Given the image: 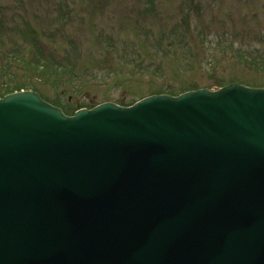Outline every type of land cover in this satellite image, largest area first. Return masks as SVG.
<instances>
[{"label":"water","instance_id":"1","mask_svg":"<svg viewBox=\"0 0 264 264\" xmlns=\"http://www.w3.org/2000/svg\"><path fill=\"white\" fill-rule=\"evenodd\" d=\"M0 264H264V89L0 99Z\"/></svg>","mask_w":264,"mask_h":264},{"label":"rangeland","instance_id":"2","mask_svg":"<svg viewBox=\"0 0 264 264\" xmlns=\"http://www.w3.org/2000/svg\"><path fill=\"white\" fill-rule=\"evenodd\" d=\"M0 37L1 52L54 59L51 80L17 79L69 112L221 82L264 88V71L240 58L264 60V0H0ZM66 55L81 77L71 85L54 78Z\"/></svg>","mask_w":264,"mask_h":264},{"label":"trees","instance_id":"3","mask_svg":"<svg viewBox=\"0 0 264 264\" xmlns=\"http://www.w3.org/2000/svg\"><path fill=\"white\" fill-rule=\"evenodd\" d=\"M30 38L31 40L35 38V34L30 33ZM1 39V37H0ZM38 40V38L36 39ZM33 42L30 44L32 45ZM24 49V50H23ZM26 48L20 46L17 50V52L8 51V52H1L0 51V86H3V90L0 91V98L3 96L13 93L15 91H20V90H32L34 92L38 93V89L34 87V83L32 84H27L24 78L22 79H17V71H30L32 72L30 75L33 77L38 78L43 80V82H47L48 80H51L53 76H51V72L53 69L54 65V59L53 58H43L42 56H38V54L33 56V61H28L27 59L23 58V54L25 52ZM69 57V56H68ZM240 58L246 63L248 66L257 68L261 71H264V60L260 57L258 58H251L250 56H240ZM70 59V57H69ZM68 61L67 64L63 66H54V71L55 73L57 72L58 75L54 76V78H59V84H65V85H71L74 83L78 78L81 80V77H78L77 74L75 73V68L74 66H70L71 64L69 60L67 59V55L65 57V61ZM34 74V75H32ZM57 81L53 82V85H57ZM231 82H226V83H219L217 85V88L223 87L227 84H230ZM70 87V86H66ZM55 88V87H54ZM199 88H192V89H187V90H181V91H173V90H165V91H160L156 92L154 94H166L170 96H177L181 94L182 92L189 91V90H195ZM39 94V93H38ZM41 97V95H40ZM42 98V97H41ZM45 100V99H44ZM47 101V100H46ZM109 101V100H105ZM102 101V102H105ZM52 105L60 108L65 114L71 115L73 112L78 109L74 108L69 112V109L66 108L63 104L59 103L58 101L56 102H51ZM91 100H89L88 104L86 106H81V107H92L93 105L90 104ZM100 103V102H99ZM133 102L130 103H123L119 100H116V104H119L121 106H129ZM79 107V108H81Z\"/></svg>","mask_w":264,"mask_h":264}]
</instances>
